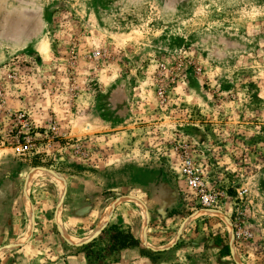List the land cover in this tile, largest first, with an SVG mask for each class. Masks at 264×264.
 Segmentation results:
<instances>
[{"label":"rangeland","instance_id":"obj_1","mask_svg":"<svg viewBox=\"0 0 264 264\" xmlns=\"http://www.w3.org/2000/svg\"><path fill=\"white\" fill-rule=\"evenodd\" d=\"M0 83V264H264V0H0Z\"/></svg>","mask_w":264,"mask_h":264},{"label":"built area","instance_id":"obj_2","mask_svg":"<svg viewBox=\"0 0 264 264\" xmlns=\"http://www.w3.org/2000/svg\"><path fill=\"white\" fill-rule=\"evenodd\" d=\"M9 77L14 78L15 76L10 74ZM4 94V88L0 83V102H3ZM24 117V114H21L18 119L21 120ZM181 174L185 178L188 188L192 190V192H194L198 197L199 204L212 207L218 203V194L207 187L200 168L196 166L191 160L184 162L181 169Z\"/></svg>","mask_w":264,"mask_h":264},{"label":"trees","instance_id":"obj_3","mask_svg":"<svg viewBox=\"0 0 264 264\" xmlns=\"http://www.w3.org/2000/svg\"><path fill=\"white\" fill-rule=\"evenodd\" d=\"M103 234L109 236L106 249L110 254L141 244L140 239L132 231L119 230L117 227L103 230ZM92 244L90 243L89 246H92ZM225 250L229 251V246H226Z\"/></svg>","mask_w":264,"mask_h":264},{"label":"crops","instance_id":"obj_4","mask_svg":"<svg viewBox=\"0 0 264 264\" xmlns=\"http://www.w3.org/2000/svg\"><path fill=\"white\" fill-rule=\"evenodd\" d=\"M57 219H58V214H57V212H55V215H54V217H53V221H57ZM57 223V222H56ZM138 238L140 237L139 235L137 236Z\"/></svg>","mask_w":264,"mask_h":264}]
</instances>
